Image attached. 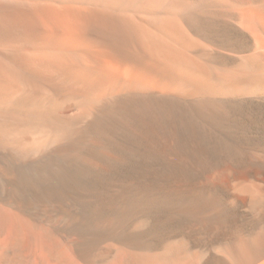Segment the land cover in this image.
<instances>
[{"label":"bare ground","instance_id":"obj_1","mask_svg":"<svg viewBox=\"0 0 264 264\" xmlns=\"http://www.w3.org/2000/svg\"><path fill=\"white\" fill-rule=\"evenodd\" d=\"M0 264H264V0H0Z\"/></svg>","mask_w":264,"mask_h":264}]
</instances>
